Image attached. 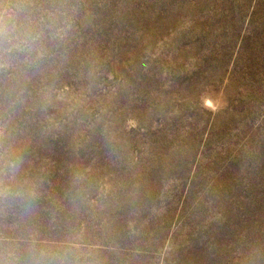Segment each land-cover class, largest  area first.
Wrapping results in <instances>:
<instances>
[{
	"label": "rangeland",
	"instance_id": "rangeland-1",
	"mask_svg": "<svg viewBox=\"0 0 264 264\" xmlns=\"http://www.w3.org/2000/svg\"><path fill=\"white\" fill-rule=\"evenodd\" d=\"M0 264H264V0H0Z\"/></svg>",
	"mask_w": 264,
	"mask_h": 264
}]
</instances>
